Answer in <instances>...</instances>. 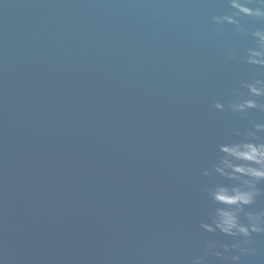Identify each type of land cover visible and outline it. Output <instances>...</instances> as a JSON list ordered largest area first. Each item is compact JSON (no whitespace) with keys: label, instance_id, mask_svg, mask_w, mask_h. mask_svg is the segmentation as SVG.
<instances>
[{"label":"water","instance_id":"water-1","mask_svg":"<svg viewBox=\"0 0 264 264\" xmlns=\"http://www.w3.org/2000/svg\"><path fill=\"white\" fill-rule=\"evenodd\" d=\"M234 3L259 7L0 0V264H233L206 243L236 240L200 226L231 183L212 169L220 145L264 123L229 107L264 80L247 63L264 20ZM261 210L264 196L245 209ZM251 239L240 264H264Z\"/></svg>","mask_w":264,"mask_h":264},{"label":"clouds","instance_id":"clouds-1","mask_svg":"<svg viewBox=\"0 0 264 264\" xmlns=\"http://www.w3.org/2000/svg\"><path fill=\"white\" fill-rule=\"evenodd\" d=\"M244 15L255 17L257 20H264V0H259V7L253 9L234 3ZM227 20L235 23L230 17H217V23ZM258 38V47L251 49L247 55L249 65L264 68V31L253 33ZM246 95L229 105L230 109L239 114L246 115L249 110L264 112V103H258L257 98H264V80L257 79L253 83L245 84ZM214 107L220 111L224 110L222 104H215ZM254 130L241 133L235 131L234 135L240 139L221 144L219 147V157L212 165L213 172L219 177L231 182L230 184H217L210 191L212 202L216 205L212 223L201 224V228L211 234H223L236 240L229 247L228 245H216L209 241L206 243L207 254L219 259H225L217 247H221L223 252H236L231 256L233 264H240L241 256L255 253V249L250 247L253 234H264V210L259 212H246V208L253 206L258 197L264 196L259 185L264 184V123H255ZM204 176L209 173L205 171ZM246 218V223L241 217ZM192 264H205V259L196 257Z\"/></svg>","mask_w":264,"mask_h":264}]
</instances>
